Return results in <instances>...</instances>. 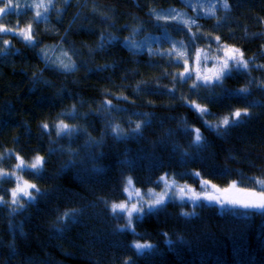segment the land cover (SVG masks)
Here are the masks:
<instances>
[{"label":"trees","instance_id":"trees-1","mask_svg":"<svg viewBox=\"0 0 264 264\" xmlns=\"http://www.w3.org/2000/svg\"><path fill=\"white\" fill-rule=\"evenodd\" d=\"M228 3L229 10L217 8L216 18L199 14L196 22L199 29L195 25L191 28L198 33L197 48L209 44L199 33L220 36L222 42L240 48L245 58L255 56L256 64H264V0H228ZM186 5L185 0H69L67 5L59 0L56 8L62 14L58 17L55 11H50L47 21L39 25L32 19L35 14L32 9L22 10L19 25L31 22L33 33H38L42 43L32 49L15 35L8 51L0 54V155L14 151L25 162L36 155L45 157L42 177L22 174L47 195L38 196L34 204L26 203L24 210L15 215L9 214L10 205L0 206V264H122L128 258L135 264H264V214L256 210L242 216L212 204L194 207L189 202L175 203L168 207L169 212L160 210L158 216L148 214L135 221L139 233L136 236L132 232L114 231L124 221L115 220L99 199H122V176H131L141 189L159 188L154 181L164 173L178 174L176 179L180 183L198 185L191 173L199 172L204 179L222 187L242 178L244 183L240 185L253 187L247 178L262 177L264 89L256 85L264 81V71L250 63L249 75L234 73L224 80L223 88H215L220 97L217 99H201L208 95L204 89L194 96L188 90L192 81L182 86L177 82L178 92L170 95L167 89L173 87L172 77L165 78L163 73L183 69L170 66L159 56L149 57L144 50L134 54L124 45L123 38L133 28H139L134 39L140 43L147 38L146 44L152 49L171 48L169 36L187 43V29L180 31L182 25L174 27L168 20L158 21L149 11L189 8ZM93 8L97 11L93 12ZM102 14L109 19L105 20ZM171 27L174 29L170 30ZM101 33H111L118 39L105 50L90 54L89 48H97ZM45 45L59 46L62 53L77 63L78 70L64 74L46 68L38 55ZM56 49L52 53L59 51ZM106 64L114 66L101 70L100 66ZM143 80L149 81V85H142V90L136 93L135 86ZM250 81L247 99L225 92L245 87ZM157 84L166 87L158 88ZM105 89L129 97L128 102L120 101L121 110L113 113L115 122L125 130L130 127L129 119L139 121L144 119L141 113L151 114V125L145 126L142 137L115 141L111 135L101 136L106 121L90 109L100 107L104 99L117 103L111 94L102 91ZM180 94L207 106L215 114L206 117L211 123L234 109L247 108L250 115L219 136L176 98ZM73 105L77 113L88 116L73 118L65 114L61 118L66 123L86 127L93 137L102 140L99 147L93 145L88 150L104 154L96 161L104 169L101 173L91 171L92 165L82 147L84 137L71 145L80 150L83 164L77 162L76 166L61 171L67 153L49 152L55 133L49 137L40 124H51L57 114L71 111ZM181 117L201 130L205 147L197 149L190 144L189 135L182 131ZM169 130L173 132L171 137L166 134ZM61 144L68 146L63 140ZM173 145H179L189 155H182ZM125 159L133 161L131 167L121 163ZM16 163L15 158L5 156L0 170H12ZM179 174H183L182 178ZM86 203L95 205V214H86L83 209ZM70 208H80L82 213L76 223L65 220L67 228L60 234L53 225ZM183 212L195 215L186 217ZM169 239L173 241L171 245ZM134 240L151 242L155 249L138 256L129 247Z\"/></svg>","mask_w":264,"mask_h":264},{"label":"snow or ice","instance_id":"snow-or-ice-1","mask_svg":"<svg viewBox=\"0 0 264 264\" xmlns=\"http://www.w3.org/2000/svg\"><path fill=\"white\" fill-rule=\"evenodd\" d=\"M57 2H59V0H39V2H29L25 6L28 9L34 10L35 14L32 19L37 25H39L41 22L47 21V14L50 11H55L58 17L62 14V11L56 8ZM63 3L67 5L69 0H63ZM205 3L208 4L207 9H204L203 7ZM217 3H219L225 10L230 9L228 0H187L188 6L193 7L194 9H201L205 18H216L215 10ZM41 8H43V11H41ZM18 10L22 11L21 5L15 3L14 0H0V18L5 17L9 13L18 15ZM92 11L96 12L97 9L93 8ZM149 11L158 21L162 19L167 21L168 16H171L172 20L175 21L177 25H182L180 31H184L185 29L188 30L187 43H185L184 40H174L169 36L168 41L171 44V48L169 49H152L146 44L147 38H145V42L138 43L134 37L139 31V28H133L131 34L128 37L123 38L124 45L134 54H138L140 50H144L149 54V57L159 56L166 60L170 66L183 69L181 72L168 73L165 71L163 73L165 78L168 76L172 77L173 87L167 89L168 94L175 95L178 92V89L175 87L177 82L182 86L188 84L189 81H192L188 86V90L194 96L200 95V90L204 89L208 95L202 96L201 99H217L220 97L215 92V88H223L224 80L232 77L234 73L249 75L251 72L250 63L255 68L264 71V64H256L255 56L245 58L244 52L240 48L222 42L220 36L210 37L207 34L199 33L201 38L209 41V43H214L216 47L207 51L204 49H198V33L191 31L193 25H195L197 29L200 27V25L196 23V18L191 19L190 22L185 21L175 9L167 10L166 15H161L156 9H150ZM102 15L105 20L109 19L105 14ZM197 18H199V13ZM69 27H71V25H69ZM140 27L143 26L141 25ZM9 32L20 37L25 42V45L32 49L38 48L40 43H42V41L37 38L38 33H33V25L31 23L27 24L26 27H20L19 30L7 26H0V54L8 51L9 42L3 41L2 34H7ZM165 33H167L166 27ZM245 34L247 35V31H245ZM65 35H67V31L65 32ZM61 39H63V37ZM117 39L118 38L111 33H101L97 48H89V53L91 54L97 50L103 51L106 47L110 46L112 41ZM50 47L56 49L59 46L52 45ZM189 49L191 50L190 52ZM213 53H215V55H213ZM38 55H40L41 59L44 61L45 67L53 71L67 74L78 70L77 63L72 60L71 57H67L70 62L65 63L64 59L49 56L45 48H40ZM65 56H67L66 53ZM209 61H211L213 65L211 68L208 67ZM84 66L87 67V62H84ZM112 66L114 65L106 64L100 67L102 70ZM89 71H91V69H89ZM43 82L51 83L50 81ZM142 85L145 87L148 86L149 81H140L135 86L134 91L139 93L142 90ZM156 86L158 88L166 87L159 84ZM251 86L252 82L250 81L249 85L245 87L236 90L225 89V92L228 96L237 95L247 99ZM256 87L264 89V81H261ZM102 91L106 94H111L117 103H113L112 99H104L100 102V107L90 109V111L102 115L106 121L105 131L101 136L111 135L115 141L142 137L145 126L151 125V114L141 113L140 115H143L144 119L139 121H132L129 119L128 123L130 127L125 130L119 123L115 122L113 113L119 112L121 110L118 106L119 102H128L129 97L126 95L110 93L107 89ZM176 98L179 99L183 105H186L195 111L198 118L208 127V129L215 131L219 136L225 135L230 127L238 126L250 115L247 108L234 109L228 115L223 116L218 122L211 123L206 117L215 114L212 113L207 106H202L195 100L188 99L183 94L176 96ZM81 102L83 103V101ZM132 103H134V101H132ZM148 103L152 102L149 101ZM65 114L73 118H76L78 115H83L85 117L88 116V113H77L75 105H73L71 111L57 114V119L53 120L51 124L48 122H42L40 124V128L44 134L51 137L52 134L55 133V140H50V145L53 146L49 147V152H61L67 153L68 155L66 163L61 165V171L68 167L76 166L77 162L83 164L84 160L80 156V150L74 149L71 145L77 142L81 137H84L85 140L82 147L87 153V160L92 165L91 171L94 173L103 172L104 169L99 167L96 161L98 157L103 156L104 154L88 151L93 145L99 147L102 140H97L91 135L88 129L82 125L66 123L61 118ZM180 120L182 131L190 137V144L197 149L205 147L206 139L201 134V130L199 128L191 127L184 117H181ZM166 134L171 137L173 132L169 130ZM62 140L67 142V147L61 144ZM173 147L177 151H180L182 155H189L185 150L181 149L179 145H173ZM5 156L15 158L17 163L12 166V171L0 170V191H3L6 195L10 196V199L8 200L0 197V206L10 205L9 214L15 215L17 212L24 210V202L31 205L36 203L38 196L43 198L47 195V192H42L36 184L23 181L20 177H17L16 173L28 172L30 175L38 178L42 177L45 172L46 160L45 157L36 155L30 159V162H25L23 157L16 155L14 151H10L0 155V163H3ZM121 163L131 167L133 161L125 159L122 160ZM261 173L262 177H264V169L261 170ZM176 175L178 174L164 173L154 181L158 187L162 186V191L160 192H156L153 189L137 188L131 176H122L121 192L126 194L124 201L114 202L109 201L104 197L99 198L105 207L110 210V213L115 220L124 221L123 224H117L114 231L132 232L133 235L139 236V233L136 232L135 221L141 220L145 215L162 210L170 201H179L181 205L185 202H191L194 207L202 206L203 202L214 203L219 205L226 212H234V214L242 216L250 215L251 211L249 210H256L261 214H264V178L262 177L247 178L251 181L253 187H240L239 185L244 183V179L242 178L241 181H232L227 187L222 188L214 184L211 180L204 179L199 172H192V177L195 178L199 184V190H197L191 185H181L176 179ZM179 175H181L182 178L183 174ZM7 181H12L16 184V187L10 190L3 188V184ZM257 188L259 190H257ZM230 193H239L242 195H234ZM238 209L245 211H235ZM81 213L82 209L80 208H70L57 217V221L53 227L56 228L58 233L63 234L67 228V225L63 222L65 220H70L73 223H76ZM181 214L190 217L195 215V212H183ZM20 231L21 234H23V228H21ZM164 235L167 237V233ZM167 242L169 245L173 243L170 239ZM129 247L134 249L138 256L143 255L146 250L155 249V245L151 242H139L138 240H134ZM122 264H135V262L132 258H128L124 259Z\"/></svg>","mask_w":264,"mask_h":264},{"label":"rangeland","instance_id":"rangeland-1","mask_svg":"<svg viewBox=\"0 0 264 264\" xmlns=\"http://www.w3.org/2000/svg\"><path fill=\"white\" fill-rule=\"evenodd\" d=\"M14 2L15 3H19L20 5H21V9L22 10H28V8L25 6L27 3H29V2H39V0H14ZM185 2H186V4H187V0H185ZM186 6H188V4L186 5ZM189 7V6H188ZM204 9H207L208 8V4L207 3H205L204 4ZM189 8H192V11L189 9ZM189 8H183V9H180V8H169V9H175L176 10V12L178 13V14H180V16H181V18L183 19V20H185V21H188V22H190L191 21V19H193V18H196V22H197V15H198V13L199 14H201V13H203V11L201 10V9H199V8H197V9H194L193 7H189ZM217 8H222V6L219 4V3H217V5H216V10H215V13H216V11H217ZM169 9H167V10H169ZM190 11H189V10ZM167 10H164V11H162L161 12V15H166L167 14ZM19 11V14L17 15V14H11V13H9V14H7L5 17H3V18H0V26H7V27H10V28H16L17 30H19V28L20 27H26L27 26V24H21V26L19 25V19H20V16L22 15L21 13H22V11H20V10H18ZM34 11V10H33ZM41 11H43V8H41ZM18 16H19V19H18ZM21 20V19H20ZM167 20L169 21V24H171L172 26H174V27H176V26H178L176 23H175V21H173L172 20V18H171V16H168V18H167ZM4 22V24H2ZM29 23H31V22H29ZM28 23V24H29ZM174 28L173 27H171L170 28V30H173ZM12 36H15L14 35V33H12V32H9V33H7V34H2V39H3V41H7V42H9V46L10 45H12L11 43L13 42V38H12ZM179 41V40H178ZM216 47V45L215 44H212V43H209V44H207V45H205V47H203V48H200V49H204L205 51H207V50H209V49H214ZM43 48H45L46 50H47V52H48V55L49 56H51L52 55V57H54V58H61V59H64V62L65 63H69L70 61L68 60V56H65V53L63 52L62 53V51L57 47V49L56 50H59V51H56L55 53H52V51H53V49L49 46V45H45V46H43ZM183 50V49H182ZM52 53V54H51ZM213 55H215V53H213ZM208 67L209 68H211V67H213V65H212V62L211 61H209V63H208ZM3 170V169H2ZM3 171H12V170H3ZM16 175H17V177H20L23 181H27L28 182V180H25V178H24V176H23V174L22 173H20V172H17L16 173ZM10 182H12V181H8V183L7 182H5L4 184H3V188H5V189H12V188H14V187H16V184L15 183H13V184H9ZM179 182V181H178ZM213 182V181H212ZM31 183V182H30ZM180 183V182H179ZM214 183V182H213ZM231 183V182H230ZM230 183H228V184H225L223 187H227ZM215 184V183H214ZM182 185V184H181ZM193 188H196L197 190H199V184L198 185H192V184H190ZM216 185H218V184H216ZM219 186V185H218ZM240 187H245V186H243V185H239ZM220 187H222V186H220ZM222 187V188H223ZM153 190H155V189H153ZM257 190H259L258 188H257ZM156 192H160V191H162V187H159L157 190H155ZM0 192H2V194L0 193V197H3L5 200H7L8 198L10 199V196L9 195H6L3 191H0ZM230 194H234V195H242V194H239V193H230ZM8 197V198H6V196ZM126 196V195H125ZM26 203L27 202H24V205H26ZM191 203V202H190ZM203 203H205V204H213L214 205V203H208V202H203ZM28 204V203H27ZM192 204V203H191ZM215 205H217V204H215ZM217 207H218V209H220V210H223L219 205H217ZM238 210H240V211H245V210H242V209H238ZM224 211V210H223Z\"/></svg>","mask_w":264,"mask_h":264},{"label":"bare ground","instance_id":"bare-ground-1","mask_svg":"<svg viewBox=\"0 0 264 264\" xmlns=\"http://www.w3.org/2000/svg\"><path fill=\"white\" fill-rule=\"evenodd\" d=\"M9 184H13V182H10ZM180 184H182V185H190V184H188V183H180ZM160 187H162V186H160ZM158 189V188H157ZM157 189H155V190H157ZM126 194L124 193V195H123V198L122 199H120V200H117V201H114V202H122V201H124L125 200V198H126V196H125ZM109 201H112L111 199H109ZM175 203L176 204H181L179 201H175V202H168L167 203V205L162 209V210H166V211H168L167 209H169L168 207L169 206H173V205H175ZM190 203V202H189ZM183 205H185L184 203H183ZM213 205V204H212ZM215 205V204H214ZM215 206H217V205H215ZM84 211L86 212V214H88V216L89 215H93V214H95L96 213V210H97V208L95 207V205L94 204H92V203H86V205L84 206ZM171 209V208H170ZM161 210V211H162ZM160 211H157V212H155V213H152V215L153 216H158V213H159ZM169 212V211H168ZM172 213H174V212H172ZM176 216H177V214H175ZM175 215H172V216H174V217H176ZM165 218V217H164ZM161 219H163V217L161 218ZM139 242H148V241H144V240H142V241H139ZM48 251V250H47ZM46 251V252H47ZM51 251V249L48 251V253ZM148 251V250H147ZM51 254V253H50Z\"/></svg>","mask_w":264,"mask_h":264}]
</instances>
